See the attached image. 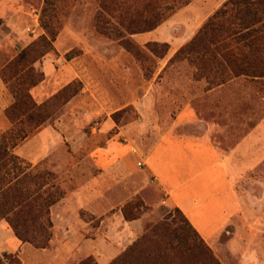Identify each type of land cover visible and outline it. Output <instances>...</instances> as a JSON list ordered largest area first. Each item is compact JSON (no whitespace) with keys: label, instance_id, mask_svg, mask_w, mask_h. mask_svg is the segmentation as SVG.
<instances>
[{"label":"rangeland","instance_id":"374dc122","mask_svg":"<svg viewBox=\"0 0 264 264\" xmlns=\"http://www.w3.org/2000/svg\"><path fill=\"white\" fill-rule=\"evenodd\" d=\"M144 1L147 0H0V70L13 64L27 45L46 37L52 39L53 50L42 59L19 67L20 70L31 67L44 73V80L30 90L35 101L41 103L65 88H69L68 93L74 89L79 91L58 109L52 120L19 142L21 145L18 144L15 153L24 161L20 167L9 164L0 169V191H4L0 195L3 208L0 260L4 253H12L18 258L13 264H112L146 230L155 227L159 230L162 224H167L176 234H168L165 240L171 246H181L179 226L182 224L178 223L177 207H166L159 193L157 203L146 202L139 194L134 195V191H145V195L153 191L150 181L143 183V176L131 177L130 181L128 173L109 176L104 173L106 168L97 162L98 149L106 147L110 140L128 146V137L119 134L120 127L134 121L138 124L144 119L148 121L141 108L145 96L154 97L151 106L166 105L172 112L190 94L204 95L207 89L223 83L227 85L229 98L222 107L219 103L216 105L223 108L224 114L227 112L230 137L241 136L257 122L264 124V43L249 49L243 39L237 40L239 36L234 33L237 29L215 32L208 29L203 44L196 43L188 50L172 54L171 45L163 36L156 37L151 31L128 32V20L135 16ZM226 1L161 0L159 12L167 14L168 19L160 28L166 29L167 35H171L169 29H174L176 34L179 29H194L188 43ZM167 7L173 8L174 13ZM236 22L234 16L227 21L233 26ZM164 43L167 46H163ZM13 101L0 77V136L12 127L6 109ZM152 118L155 124L156 115ZM170 119L171 116L165 115L166 121ZM44 126L45 129L37 133ZM77 132L78 138L70 139ZM235 136L233 141L238 138ZM59 140L60 147L53 156H63L70 161L62 172L51 167L55 160L49 158L34 165L39 160L31 158L43 154V145L54 147ZM122 149L115 145L108 152L110 156L119 157ZM11 152L14 153L13 148ZM250 166L252 164L244 163L243 169ZM41 170L52 172L56 179L44 187V179L37 187L32 181H21L17 190L29 189V194L39 195L30 200L29 211L21 212L19 202L12 204L15 196L12 199L9 191L13 190L7 186L22 172L26 175L21 174L20 179ZM209 178L210 173L197 185L206 187ZM239 188L246 203L264 201V163L245 172ZM76 191H96L94 200L90 196L94 202L87 206H108L109 209L96 211L82 206L79 196L74 194ZM196 192L202 198V205L192 214L198 219L203 234L192 223V217L187 218L219 262L254 264L250 258L254 255L253 249L245 254L240 248L246 246L244 238L259 233L258 239L254 237L257 241L254 245L261 252L258 264H264V212L259 228H239L241 236L236 231L227 233L224 227L228 218L232 216L229 223H234L238 215L243 214L237 215L231 210L221 213V197L210 195V191ZM59 193L62 195L57 199ZM51 200L56 202L50 204ZM66 203L81 207L68 212L62 208ZM134 221L136 225L128 228V222ZM14 227L22 231L28 241L20 240ZM183 250L181 246L174 252V263L201 264V250L191 256L189 252L183 255ZM131 262L127 258L122 263Z\"/></svg>","mask_w":264,"mask_h":264},{"label":"crops","instance_id":"0c3cea01","mask_svg":"<svg viewBox=\"0 0 264 264\" xmlns=\"http://www.w3.org/2000/svg\"><path fill=\"white\" fill-rule=\"evenodd\" d=\"M164 24L151 33H154L156 37L163 36L165 38L163 40L171 45V51L174 54L187 43L194 29H179L177 34L174 29H169L171 35H167L166 29L160 28ZM179 64L184 65L185 63ZM152 98L154 99L152 96H145L142 99V114L148 116V121L144 119L141 124L134 121L120 127L119 134H125L126 138L128 137V146L118 144L112 139L106 147L98 149L97 162L106 168L104 173L115 177L116 174L128 173V179L143 176L145 178L143 183L150 181L153 191L147 192L146 195L145 191H134V195L139 194L146 202L150 200L155 204L159 193L166 207H178L189 219L192 217V223L201 233L198 219L192 214L202 205V198L196 191H210V195L221 197V213L231 210L237 215L238 213L243 214V216L238 215L234 223H229L231 219L233 220L232 216L228 218V224L224 227L227 233L236 231L241 236L239 228H259L262 222L261 213L264 212V201L259 199L258 203H246L239 186L245 172L253 171L258 165L264 163V124L257 122L249 127L247 132L240 134L241 136L232 135L230 137L227 110L224 108L226 112L224 114L223 108H220L229 98L227 85L223 83L207 89L204 95L192 96L190 94L182 105L172 112L166 105L164 107L161 104H158V107L151 106ZM217 103L221 106L218 107ZM155 115L156 123L153 124L154 118L152 117ZM165 115L171 116L172 119L166 121ZM46 126L39 128L37 133H41ZM241 126L244 128L243 125ZM52 130L58 133L54 128ZM234 136L238 138L233 141ZM73 138H78V132L74 137H70V139ZM75 139L74 142L77 143ZM60 142L61 140L56 142L54 147L43 145L45 151L31 158L39 160L33 164L36 165L49 158L52 161L55 160L51 167L57 172H62L65 164L67 165L70 161L63 156H53L55 150L59 149ZM19 145L13 148L15 155H17L15 151ZM115 145H118L120 149L124 148L122 149L123 154L119 157H114V154L110 156L108 152L111 146ZM244 163L252 164V166L244 170ZM209 173L211 178L205 185L206 187L198 186V181ZM132 180L133 178L130 179ZM75 193L79 196L80 201L78 202L84 204L82 206L96 211L109 209L108 206L102 208L98 205L87 206L91 202L90 196L93 200L96 198V191H76ZM206 200L209 201L207 198ZM80 204L66 203L62 208L72 212L80 208ZM244 215L248 218L247 221ZM135 225V221L128 222V228H133ZM221 225L223 226V223ZM258 234L244 238L243 242L248 246L240 248L245 254H250L253 249L254 255L250 258L253 259L254 264H258L261 254L260 248L254 245L257 243ZM130 236L128 235V239ZM112 250L116 251L115 248ZM108 252H111V249Z\"/></svg>","mask_w":264,"mask_h":264},{"label":"trees","instance_id":"16d2710c","mask_svg":"<svg viewBox=\"0 0 264 264\" xmlns=\"http://www.w3.org/2000/svg\"><path fill=\"white\" fill-rule=\"evenodd\" d=\"M160 1L147 0L143 2L135 16L128 20V32L130 34L152 31L168 19L167 14L159 12L162 8L159 4ZM168 10L172 12L173 8ZM233 16L238 20L235 26L227 23ZM208 29L214 32L237 29L238 31L234 32L237 34L236 36H239L237 40L243 39L245 46L249 49L261 46L264 43V0H227L204 23L191 41L186 43L178 52L188 50L196 43L203 44L206 41L207 34H209L207 33ZM163 46H167V43H164ZM52 50V39L41 37L21 50L13 64L0 70V77L14 98L13 103L6 109V115L12 127L0 136V169L9 164H15L16 167H20L24 161L12 153L11 148L16 147L19 142L26 139L36 128L52 120L58 109L79 92L74 89L68 93L69 88H65L41 103L35 101L30 90L44 80V73L35 71L31 67L24 70H20L19 67L42 59ZM20 175L16 177L17 180L13 183L12 181L9 182L7 187L13 190L9 191L12 199L15 196L12 204L14 201L15 203L16 201L19 202L20 211L25 212L32 207V201L30 200L37 199L39 195L37 193L29 194V189L17 190L21 181L24 179L32 181L34 186L37 187L40 184L38 182L44 179L45 181L42 183L44 187L54 181L56 175L48 170H41L33 176H25L22 179H20ZM16 191H18V194H16ZM3 192V190L0 191V195ZM61 195L62 193L56 194L57 199ZM55 202L56 200H51L50 204ZM176 212L180 216L178 223L182 224L179 229H182L181 246L184 249L183 255L189 252L188 256H191L196 251L201 250V264H221L210 246L201 237L187 216L184 215L183 211L177 207ZM2 213L3 208L0 206V214L2 215ZM14 229L16 236L20 240L28 241L22 231L17 230L16 227ZM168 234L176 236L174 230H170L167 224H162L159 230L157 227L146 230L145 234L125 253L116 258L112 264H124L122 262L127 258L128 261H132L130 264H176L172 261V255L181 246H171L170 242L165 240ZM2 260H0V264H4L5 261L9 264L18 262V258L12 253H4Z\"/></svg>","mask_w":264,"mask_h":264}]
</instances>
